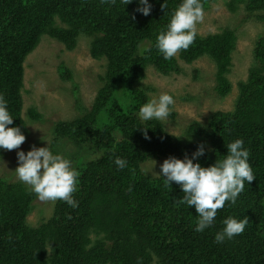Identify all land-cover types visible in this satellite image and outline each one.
Instances as JSON below:
<instances>
[{
	"label": "trees",
	"instance_id": "obj_1",
	"mask_svg": "<svg viewBox=\"0 0 264 264\" xmlns=\"http://www.w3.org/2000/svg\"><path fill=\"white\" fill-rule=\"evenodd\" d=\"M164 2L149 0L152 9L145 16L134 12L136 0L127 5L122 0H0V93L13 116L9 127L19 126L25 138L24 62L42 36L70 47L80 34L93 36L91 55L107 62L92 107L54 129L56 140L65 139L90 156L103 153L99 159L81 154L72 161L79 173L73 193L78 207L57 200L53 216L31 227L26 218L33 193L0 176V264H137L138 258L140 264H264V36L255 44L247 79L238 83L234 110L216 111L205 125L193 122L186 139L175 137L161 122L141 124L136 115L147 100L141 84L148 68L169 75L181 71L180 59L191 63L209 56L216 64L214 91L225 97L232 90L228 74L237 34L235 29L197 34L187 50L164 60L155 47L156 34L181 0H166L162 8ZM210 2L201 0L204 9ZM241 4L246 19L264 20V0H230L228 7L235 11ZM138 45L150 51L138 55ZM30 114L40 117L34 109ZM139 127H147L149 139ZM236 139L249 151L255 179L245 182L234 204L226 201L217 210L210 228L197 233V213L179 201V185L166 187L163 177L142 172V165L170 155L191 158L203 144L205 154L193 162L207 167ZM116 157L125 159L127 167L118 169ZM227 216L247 217L248 223L239 235L217 243L215 234Z\"/></svg>",
	"mask_w": 264,
	"mask_h": 264
},
{
	"label": "rangeland",
	"instance_id": "obj_2",
	"mask_svg": "<svg viewBox=\"0 0 264 264\" xmlns=\"http://www.w3.org/2000/svg\"><path fill=\"white\" fill-rule=\"evenodd\" d=\"M229 1L211 0L204 9L203 20L196 25L200 36L224 29L236 30V48L232 53V65L228 74L232 90L227 96H218L214 91L216 64L209 56H202L191 63L180 59L181 71L169 75L149 67L142 80L141 86L147 92H167L173 96L175 103L171 115L167 122L161 124L167 133L175 137L186 139L193 122L205 125L210 115L216 111L234 110L238 83L247 79L254 63V47L257 40L264 36V20L255 17L246 19L245 6L241 4L237 10L232 11L228 7ZM92 40L93 36L80 34L74 46L70 47L56 38L44 35L37 47L25 58L21 90L22 117L29 133L19 149L2 150L1 177L20 182L13 173L17 167L16 152H27L32 145L46 147L47 142L42 139L44 135L49 139V148L53 146L71 161H76L81 154L87 159L90 156L88 151L65 139L56 140L54 129L58 122L71 121L83 111L89 110L103 85L102 77L106 72L107 62L105 58L97 59L91 55ZM176 56L178 57V53ZM31 109L40 115L38 119L31 116ZM154 161L156 164L153 171L159 173L162 161ZM151 163V160L147 161L142 168L147 170L145 173L157 176L151 171ZM33 195L26 220L29 226L36 228L53 216L57 201L41 202L34 193Z\"/></svg>",
	"mask_w": 264,
	"mask_h": 264
},
{
	"label": "clouds",
	"instance_id": "obj_3",
	"mask_svg": "<svg viewBox=\"0 0 264 264\" xmlns=\"http://www.w3.org/2000/svg\"><path fill=\"white\" fill-rule=\"evenodd\" d=\"M122 2L127 5L133 0ZM136 3L134 12L145 16L150 14L152 5L149 0H136ZM161 7H167L166 0ZM203 18L204 8L201 0H181L171 11L167 24L156 34L155 47L164 60L173 58L180 50H187L193 44L197 35L196 25ZM148 51L150 49L146 46H137L138 55H145ZM145 96L147 100L140 105L136 113L141 124L151 120L167 122L175 103L173 96L167 92L156 94L147 91ZM7 105V100L0 93V149H19L25 141V135L19 126L9 127L13 124V116ZM139 128L144 138L149 139L147 127ZM42 139L47 142L46 147L32 145L27 152L23 150L16 152L17 167L13 171L15 178L26 185L27 190L34 193L41 202L55 203L61 200L71 208L78 207L79 202L73 196L77 191L78 171L69 158L50 150L48 137L44 135ZM226 148V154L216 158L215 162L207 167L199 162H193L205 154L203 144L197 146L191 158L187 154L182 159L173 155L168 156L159 165V173L153 171L156 161L151 159V171L158 177H163L166 187L172 182L178 184L183 192V197L179 201L186 203L188 207L194 206L197 213L194 231L197 233L210 228L217 210L222 208L226 201L234 204L244 190L245 182L250 183L255 179L248 162L249 151L243 146L242 139L227 143ZM102 155V152L96 153L89 156V159H99ZM114 164L118 169L127 167V161L120 157L115 158ZM141 171L147 170L142 168ZM221 223L223 227L214 237L217 243H223L226 238L232 239L242 233L248 218L237 219L227 216ZM137 264H140L139 258Z\"/></svg>",
	"mask_w": 264,
	"mask_h": 264
}]
</instances>
